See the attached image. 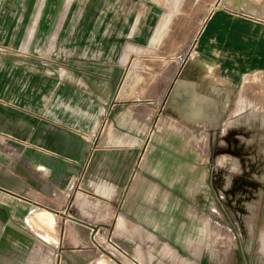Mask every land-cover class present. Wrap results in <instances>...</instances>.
<instances>
[{
	"label": "crops",
	"instance_id": "0c3cea01",
	"mask_svg": "<svg viewBox=\"0 0 264 264\" xmlns=\"http://www.w3.org/2000/svg\"><path fill=\"white\" fill-rule=\"evenodd\" d=\"M25 4L39 21L46 0ZM191 6L174 13L187 15L185 21L157 20L150 5L139 21L129 11L126 16L114 11L106 22L127 24L128 31L106 32L98 42L134 39L141 33L137 23L147 39L195 41L190 63L177 66L172 77L166 105L177 117L169 133L153 130L157 107L138 101L135 82L123 79L129 54L98 53L61 70L44 60L49 54L26 47L29 35L15 50L16 59L8 58L9 49H0V264H118L96 240L103 226L95 216L103 213L89 204L66 208L73 184H94L101 203L110 201L113 235L126 249V264H199L200 248L208 249L206 264H264V227L256 219L235 227L216 218L230 209L216 208L215 177L206 230L198 219L190 228L182 222L194 209L180 201L192 195L169 192L166 181H152L155 166L211 167L196 154L210 152L213 129L227 113L231 121L237 114L236 120L248 124L264 120V0H193ZM104 18L98 16L97 22ZM24 56L41 60L19 59ZM189 91L191 99L185 101ZM140 94L147 99L150 92ZM221 96L222 109L217 108ZM162 135L174 137L181 159L152 161V151L169 150L159 144L161 138L153 139ZM188 152L190 160L183 158ZM218 183L226 199L232 181L220 177ZM253 194L258 195L245 193ZM249 198L256 202L234 209L253 211L258 199ZM255 211L259 216L260 208Z\"/></svg>",
	"mask_w": 264,
	"mask_h": 264
},
{
	"label": "rangeland",
	"instance_id": "374dc122",
	"mask_svg": "<svg viewBox=\"0 0 264 264\" xmlns=\"http://www.w3.org/2000/svg\"><path fill=\"white\" fill-rule=\"evenodd\" d=\"M193 0H46L42 16L39 21L34 22L33 14L26 7V0H0V49H9V59H16L15 50L23 47L26 37L29 35L26 47L36 51L35 53H47L49 56L44 60H51L63 70L65 64L78 62L81 59H96L94 57L106 53L129 54L130 61L126 64L123 75L124 80L129 76L135 82V97L138 101L145 100L157 107L152 118V128L156 132H171L175 127L177 113L166 105L171 86L175 83L172 79L176 73L177 66L190 63L194 40L186 39H158L144 38L143 25L137 23L135 27L138 37L134 39H104L102 46L99 38L103 35H116L115 32L128 31L127 24L107 23L106 19L115 15H127L137 21L143 20L145 6H153L155 18L185 21L187 15H175V11H191ZM198 1V0H197ZM119 7V8H118ZM104 15V23L97 22L98 16ZM148 17V16H147ZM150 17V16H149ZM152 18H150L151 20ZM154 19V18H153ZM155 19V21H156ZM184 26H181L183 28ZM33 28V30H32ZM185 28V27H184ZM139 29V30H138ZM100 49V50H99ZM102 52V54H101ZM2 57L0 56V59ZM19 58V57H18ZM29 61H39V56H24ZM101 58V57H100ZM129 70V71H128ZM159 83H165L164 87ZM167 84V85H166ZM147 91L150 95L140 93ZM220 95V93H219ZM222 95V94H221ZM222 96L217 108H223ZM185 101H190L191 94H185ZM219 110V109H218ZM110 113V111H109ZM236 116L230 120L227 113L219 119L213 129L214 135L211 139L210 152H199L197 158L209 160L211 167H152L151 177L153 182L166 181L169 192L177 191L192 195V200H181L185 207L191 206L192 216L182 217L186 228L195 225L197 219L201 230L207 227L209 215L208 210L213 208L208 201V192H212L214 177L216 178V208L224 206L232 214L219 216L221 222H229L238 227L239 223L256 219L258 227H264V120L257 119L251 123L236 120ZM232 123V124H231ZM225 131V132H224ZM162 139L159 144L169 149L167 152H151L152 161H170L181 159V153L174 151V137L170 135L154 136L153 139ZM155 141V140H154ZM206 142V140H205ZM156 143V141H155ZM184 159H192L190 152L184 153ZM170 162H168V165ZM220 177H226L232 181L231 195L225 199L219 193ZM229 181V180H228ZM105 190L111 185H98ZM94 187V188H93ZM96 185L73 184L71 196L66 200V208H73L80 204H89L91 208H98L99 213L95 218L103 226V231L98 232L97 242L104 247V253L112 257L118 264H126V249L117 246L114 238L111 203L102 204L101 195L95 190ZM241 190L258 195H241ZM98 197V198H97ZM241 197L242 199L237 200ZM246 197H256L258 204L252 206L253 211L235 210L240 204L255 203V200L246 201ZM97 198V199H96ZM96 199V200H95ZM220 204V205H219ZM260 208L259 216H256V208ZM43 206L40 204L37 210ZM29 223H33L31 216L27 217ZM40 227L41 223L34 221ZM218 225V223H216ZM206 234V233H205ZM104 236V238L102 237ZM112 240L111 243L107 240ZM203 238V235H201ZM109 244V245H108ZM184 260L186 262V250ZM190 256V255H189ZM208 249H199V264H206ZM205 262V263H202ZM133 264V263H132ZM189 264V263H187Z\"/></svg>",
	"mask_w": 264,
	"mask_h": 264
},
{
	"label": "bare ground",
	"instance_id": "6f19581e",
	"mask_svg": "<svg viewBox=\"0 0 264 264\" xmlns=\"http://www.w3.org/2000/svg\"><path fill=\"white\" fill-rule=\"evenodd\" d=\"M107 240H108L110 243H112V240H110V239H108V238H107Z\"/></svg>",
	"mask_w": 264,
	"mask_h": 264
}]
</instances>
